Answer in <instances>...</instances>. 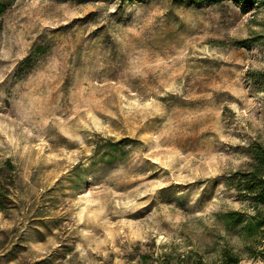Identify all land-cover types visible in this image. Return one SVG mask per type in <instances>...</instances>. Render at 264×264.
I'll return each mask as SVG.
<instances>
[{
    "label": "rangeland",
    "instance_id": "374dc122",
    "mask_svg": "<svg viewBox=\"0 0 264 264\" xmlns=\"http://www.w3.org/2000/svg\"><path fill=\"white\" fill-rule=\"evenodd\" d=\"M0 3V264H264V226L225 223L254 212L264 6Z\"/></svg>",
    "mask_w": 264,
    "mask_h": 264
},
{
    "label": "trees",
    "instance_id": "16d2710c",
    "mask_svg": "<svg viewBox=\"0 0 264 264\" xmlns=\"http://www.w3.org/2000/svg\"><path fill=\"white\" fill-rule=\"evenodd\" d=\"M244 11L254 6H264V0H238ZM0 3V10H2ZM264 45V42H263ZM250 155L252 162L248 168L235 172V187L239 191L241 198L249 199L254 207V212L248 218H241L242 212L234 211L229 214L226 219V225H239L241 230L252 236L258 233V230L264 226V145L262 143H254L251 145ZM6 164L12 165L8 160ZM4 167L0 166V209H5L1 199L11 198L10 183L6 182L3 174ZM225 264H238L240 258L231 254V251H224ZM199 264H206L200 260Z\"/></svg>",
    "mask_w": 264,
    "mask_h": 264
}]
</instances>
